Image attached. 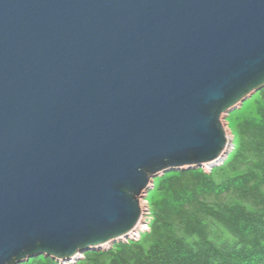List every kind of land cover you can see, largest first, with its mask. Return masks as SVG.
<instances>
[{
    "label": "water",
    "instance_id": "95a60500",
    "mask_svg": "<svg viewBox=\"0 0 264 264\" xmlns=\"http://www.w3.org/2000/svg\"><path fill=\"white\" fill-rule=\"evenodd\" d=\"M263 88L264 0H0V264L130 238Z\"/></svg>",
    "mask_w": 264,
    "mask_h": 264
},
{
    "label": "trees",
    "instance_id": "16d2710c",
    "mask_svg": "<svg viewBox=\"0 0 264 264\" xmlns=\"http://www.w3.org/2000/svg\"><path fill=\"white\" fill-rule=\"evenodd\" d=\"M234 112L235 147L221 164L157 177L140 238L21 264H264V88Z\"/></svg>",
    "mask_w": 264,
    "mask_h": 264
},
{
    "label": "rangeland",
    "instance_id": "374dc122",
    "mask_svg": "<svg viewBox=\"0 0 264 264\" xmlns=\"http://www.w3.org/2000/svg\"><path fill=\"white\" fill-rule=\"evenodd\" d=\"M247 101V100H246ZM245 101V102H246ZM244 102V103H245ZM243 103V104H244ZM243 104H241L240 106H237L234 110H237V109H239L240 107H242V105ZM234 110L230 113L231 114V116H229L230 114H228V115H226V118H225V124L227 125L226 127H227V130H228V134H229V138H230V145H229V147H228V151H227V156H226V158L228 157V155L230 154V152L234 149V147H235V139H236V137H235V135H234V132H233V127H234V123H233V121H234V116H235V112H234ZM234 112V113H233ZM230 121H231V123H230ZM231 136V137H230ZM223 160L224 159H222V160H220L217 164H214V165H203L202 167H200V168H203V169H205V170H207L208 172H210L211 170H212V168L214 167V166H216V165H219V164H221L222 162H223ZM162 174H164V173H162ZM161 175V174H160ZM157 179V178H156ZM155 179V180H156ZM155 180H154V182H153V185L151 186V189H149L147 192H146V194L144 195V198H143V203H144V205H146V214H144V217H143V220H142V222H141V224L142 225H140L139 227H138V229H136V231L134 232V234L132 235V237H130V238H128V239H132V238H134V239H137V238H139V236L144 232V231H146L148 228H149V216H150V194H151V191L153 190V188H154V186H155ZM126 241V240H124V239H121V240H119V241ZM111 245H113V244H109V245H107L106 247H104V248H108L109 246H111ZM103 248V249H104ZM82 255V254H81ZM80 255V256H81ZM79 256V257H80ZM78 257V258H79ZM77 260V259H76ZM75 261V260H74ZM65 262H72V260L71 261H65Z\"/></svg>",
    "mask_w": 264,
    "mask_h": 264
},
{
    "label": "bare ground",
    "instance_id": "6f19581e",
    "mask_svg": "<svg viewBox=\"0 0 264 264\" xmlns=\"http://www.w3.org/2000/svg\"><path fill=\"white\" fill-rule=\"evenodd\" d=\"M243 103H244V102H243ZM226 126H227V125H226ZM230 137H231V136H230ZM229 139H230V138H229ZM229 145H230V144H229ZM227 151H228V150H227ZM227 151H226V152H227ZM225 155L227 156V154H225ZM225 155H224V157H223L222 159H225V158H226ZM222 159H220V160H222ZM220 160H218V161H214V162H211V163H212V164H217ZM204 165H205V164H204ZM208 165H210V164H208ZM202 166H203V165H202ZM202 166H200V167H202ZM210 166H211V165H210ZM185 168H186V167H185ZM171 170H172V169H171ZM168 171H170V170H168ZM166 172H167V171H166ZM164 173H165V172H164ZM161 174H162V173H161ZM155 179H156V178H155ZM155 179H154V180H155ZM152 185H153V184H152ZM152 185H151V186H152ZM147 191H148V190H147ZM145 194H146V193H145ZM143 209H144V214H146V211H145V210H146V205H144V203H143ZM140 225H142V224H140ZM140 225H139V226H140ZM139 226H138V227H139ZM138 227H137V229H138ZM133 234H134V232H132V233L130 234V236L132 237ZM139 238H140V236H139ZM123 239L125 240V238H123ZM133 239H134V238H133ZM137 239H138V238H137ZM128 240H129V239H127L126 241H128ZM108 245H109V244H108ZM104 247H106V246H104ZM104 247H103V248H104ZM90 251H91V250H90ZM80 255H81V254L79 253L78 255H76L77 258H75V257H76V256H75L73 259H70V260H67V261H71V260L74 261V260L78 259V257H79ZM63 262H65V261H63Z\"/></svg>",
    "mask_w": 264,
    "mask_h": 264
}]
</instances>
